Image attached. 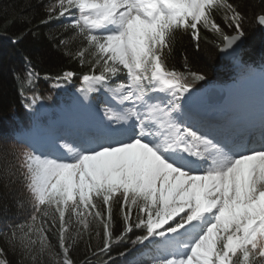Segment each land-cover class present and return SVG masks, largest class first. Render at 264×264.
<instances>
[{"label":"snow or ice","instance_id":"6c2138e0","mask_svg":"<svg viewBox=\"0 0 264 264\" xmlns=\"http://www.w3.org/2000/svg\"><path fill=\"white\" fill-rule=\"evenodd\" d=\"M244 0H54L41 25L61 21L53 48L88 64L73 104L72 134L0 142V216L24 222L0 231V264H92L124 245L148 264H264V119L217 118L200 102L207 72L169 65L178 35L198 51L243 42ZM264 28V7L256 16ZM29 27L13 43L22 42ZM79 41L75 51H65ZM30 64L29 57H25ZM38 74L27 71L33 84ZM76 73L52 83L65 89ZM39 121L52 96H25ZM72 137L68 140L67 137ZM69 144L74 147H69ZM67 149V151H65ZM10 205L12 206L10 208ZM114 210L119 217L115 229ZM93 234L101 243H92ZM56 238V251L49 240ZM83 242V259L72 255ZM153 253H157L153 255ZM139 264V261H138Z\"/></svg>","mask_w":264,"mask_h":264},{"label":"trees","instance_id":"16d2710c","mask_svg":"<svg viewBox=\"0 0 264 264\" xmlns=\"http://www.w3.org/2000/svg\"><path fill=\"white\" fill-rule=\"evenodd\" d=\"M52 0H0V142L13 140L14 134L31 125L32 114L25 108V96H31L33 90L44 96H52L56 89L52 87L54 78L64 71H73L76 77L74 85L81 84L80 78L90 70L88 64L81 65L77 60L55 50L49 41L50 34L62 35L64 29L61 21H53L41 25L44 17V5ZM247 5L245 12L249 17L246 27V44L242 53L243 64L254 67H264V28L256 22V16L264 7V0H244ZM29 27L35 34L29 33L22 42L13 43L18 34ZM80 46L74 41L65 51H75ZM189 58V67L192 70L207 72L210 84L230 83L236 77L232 63L225 62L220 52L212 43L201 41L197 51L186 35H178L169 65L175 70L185 71L183 57ZM29 57L31 63L25 61ZM38 74L33 84L27 82V71ZM206 81V82H207ZM206 82L197 85L203 86ZM50 101V100H48ZM12 206L10 205V208ZM12 222L23 223L24 214H16L15 209L8 216H0V231ZM115 229L119 228V217L114 210ZM94 237V234H93ZM51 244L56 246V238L49 236ZM92 243L99 244L98 238ZM79 251L73 253L74 261L83 259L84 244H79ZM59 251L58 248H55ZM124 251V245H113L110 255L115 264H138L134 260L139 257L136 250H130L126 256L118 253ZM12 264H16L17 256L9 254ZM48 257L44 264H48ZM92 264H110L108 256L101 254L99 258H92ZM139 264H148L146 259Z\"/></svg>","mask_w":264,"mask_h":264},{"label":"bare ground","instance_id":"6f19581e","mask_svg":"<svg viewBox=\"0 0 264 264\" xmlns=\"http://www.w3.org/2000/svg\"><path fill=\"white\" fill-rule=\"evenodd\" d=\"M239 60V59H236ZM239 84V82H236L235 84ZM243 84V83H241ZM240 84V85H241ZM223 93L225 94V101L223 103H210L206 102L202 104L206 109H208L213 115L217 111H220L221 106H226L228 102L233 100V96L237 98H250L253 103H245L244 105H236L235 112H232L233 108L231 110L226 109L223 110V113L226 114V120H230L233 118L237 124L245 125L249 123H254L256 125H259L262 119H264V70H254L251 74V78L245 81V83L242 86L235 85H227L223 88ZM232 103V102H231ZM217 107H220V109H217ZM254 109V110H252ZM255 111V113H253ZM235 118V119H234ZM80 123L72 122V123H64L62 124V127L59 129H56L54 131V128L51 129H42L41 133L37 134V140L43 141L47 139L50 135L53 133H59L60 131L65 134H72L75 133L78 130ZM45 128V127H44ZM68 140H71L72 137H67ZM69 147H74V145L69 144ZM67 151V149H65Z\"/></svg>","mask_w":264,"mask_h":264},{"label":"rangeland","instance_id":"374dc122","mask_svg":"<svg viewBox=\"0 0 264 264\" xmlns=\"http://www.w3.org/2000/svg\"><path fill=\"white\" fill-rule=\"evenodd\" d=\"M233 62L235 64V69H236L235 72H236V75H237L235 81H233L230 84L217 83V84H213V85H223V86L239 85V86H242L245 83V81H247L248 79L251 78V74L253 73V71L255 69L259 70V71L264 70V69H258V68H253V67L247 68V67L243 66L242 63H241V58H239V60H233ZM236 82H239V84L238 83L235 84ZM241 83H243V84H241ZM71 87H73V86H71ZM71 87L67 86L68 89L71 88ZM210 87H211L210 81H207L203 85V87L199 89V95H200L201 104H204V103L208 102L207 101V92L209 91ZM76 90L77 89H70V91H69L70 97H69L68 93H66L65 91L56 90L54 92V97H60L63 101H65L66 99L71 98V96H72V98L74 96H76L78 94V92ZM223 90L224 89H221L222 93H223ZM228 103L232 104V107H233L232 112H235L234 104H236V105H244L245 103H253V102H252V100L250 98L242 99V98H237V97L233 96V100H231ZM232 107H229V109L231 110ZM217 109H220V107H217ZM252 110H254V109H252ZM39 113H40L39 114V121L36 122L35 127L30 131V133H34V132H38L39 133V132L42 131V129H46L44 127L51 120H57V119L60 120V119L66 118V117H74L76 119V121L79 122V116L82 117V115L79 112V110L73 104V101H68V100L64 104L61 101L57 102L56 104L44 102L43 106L40 107ZM253 113H255V111ZM72 122H75V120L72 119Z\"/></svg>","mask_w":264,"mask_h":264},{"label":"water","instance_id":"95a60500","mask_svg":"<svg viewBox=\"0 0 264 264\" xmlns=\"http://www.w3.org/2000/svg\"><path fill=\"white\" fill-rule=\"evenodd\" d=\"M246 43V38H244L243 42L239 45L237 49H235L234 52L232 53H220L221 57L225 61H231L233 58H237L241 55L243 47L245 46ZM220 87L218 86H213L210 91L208 92V98L212 102H222L224 100L225 95L220 94L219 92Z\"/></svg>","mask_w":264,"mask_h":264}]
</instances>
